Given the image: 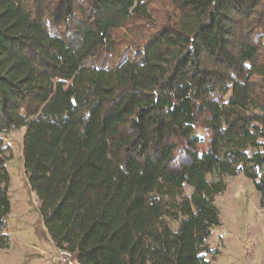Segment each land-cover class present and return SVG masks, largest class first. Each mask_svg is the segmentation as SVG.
<instances>
[{
  "label": "trees",
  "instance_id": "1",
  "mask_svg": "<svg viewBox=\"0 0 264 264\" xmlns=\"http://www.w3.org/2000/svg\"><path fill=\"white\" fill-rule=\"evenodd\" d=\"M23 127L57 249L210 264L225 176L249 178L264 208V0H0V247L1 134Z\"/></svg>",
  "mask_w": 264,
  "mask_h": 264
},
{
  "label": "rangeland",
  "instance_id": "2",
  "mask_svg": "<svg viewBox=\"0 0 264 264\" xmlns=\"http://www.w3.org/2000/svg\"><path fill=\"white\" fill-rule=\"evenodd\" d=\"M24 129L1 134L11 211L5 221L9 243L0 247V264H57L58 249L43 224L39 201L24 172ZM225 181V191L214 198L221 224L214 226L206 239L210 249L218 250L210 264H264V208L260 206V194L244 174L225 176ZM171 225L176 228L178 223Z\"/></svg>",
  "mask_w": 264,
  "mask_h": 264
},
{
  "label": "built area",
  "instance_id": "3",
  "mask_svg": "<svg viewBox=\"0 0 264 264\" xmlns=\"http://www.w3.org/2000/svg\"><path fill=\"white\" fill-rule=\"evenodd\" d=\"M58 260L57 264H78L76 253L73 251H66L64 249L57 250Z\"/></svg>",
  "mask_w": 264,
  "mask_h": 264
},
{
  "label": "crops",
  "instance_id": "4",
  "mask_svg": "<svg viewBox=\"0 0 264 264\" xmlns=\"http://www.w3.org/2000/svg\"><path fill=\"white\" fill-rule=\"evenodd\" d=\"M40 252H44L43 250H41Z\"/></svg>",
  "mask_w": 264,
  "mask_h": 264
}]
</instances>
